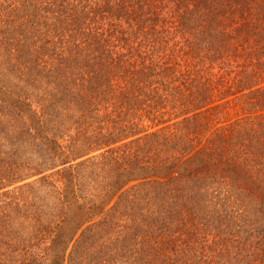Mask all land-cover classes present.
Returning <instances> with one entry per match:
<instances>
[{
	"label": "trees",
	"instance_id": "1",
	"mask_svg": "<svg viewBox=\"0 0 264 264\" xmlns=\"http://www.w3.org/2000/svg\"><path fill=\"white\" fill-rule=\"evenodd\" d=\"M0 264H264V0H0Z\"/></svg>",
	"mask_w": 264,
	"mask_h": 264
}]
</instances>
